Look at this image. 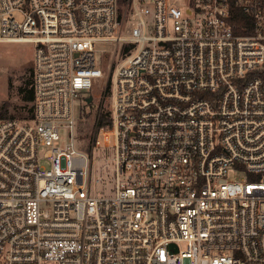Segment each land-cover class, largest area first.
<instances>
[{
  "label": "built area",
  "instance_id": "2783aa9c",
  "mask_svg": "<svg viewBox=\"0 0 264 264\" xmlns=\"http://www.w3.org/2000/svg\"><path fill=\"white\" fill-rule=\"evenodd\" d=\"M0 41L34 45L0 264H264V0H0Z\"/></svg>",
  "mask_w": 264,
  "mask_h": 264
},
{
  "label": "rangeland",
  "instance_id": "374dc122",
  "mask_svg": "<svg viewBox=\"0 0 264 264\" xmlns=\"http://www.w3.org/2000/svg\"><path fill=\"white\" fill-rule=\"evenodd\" d=\"M184 2V0H179ZM109 59V57H108ZM100 61V62H99ZM98 65L103 67L98 59ZM34 67V45L24 41H0V106L3 102L10 101L14 104H22L18 94V87L24 84L25 80L31 79V70ZM110 67L107 69L109 70ZM100 80H96L97 85ZM9 83L12 87L9 89ZM94 100L89 102V107L82 106L83 101L78 102V143L80 147L91 151V143L94 139L97 125V113L104 110L108 104V97L103 103L104 91L94 89ZM89 93H85L88 95ZM103 103V104H102ZM13 107V105H11ZM11 110V107H10ZM104 115V114H102ZM101 115V118H102ZM63 140L67 138V131L62 130Z\"/></svg>",
  "mask_w": 264,
  "mask_h": 264
},
{
  "label": "trees",
  "instance_id": "16d2710c",
  "mask_svg": "<svg viewBox=\"0 0 264 264\" xmlns=\"http://www.w3.org/2000/svg\"><path fill=\"white\" fill-rule=\"evenodd\" d=\"M121 2L124 0H120ZM32 72V70H31ZM12 84L9 83V89ZM18 94L21 97L22 104H14L10 101H5L0 106V116L3 117H31L33 114L34 91H33V73L31 79L25 80L24 84L18 87ZM13 105V107L11 106ZM11 107V110H10ZM102 122L105 116L102 115Z\"/></svg>",
  "mask_w": 264,
  "mask_h": 264
},
{
  "label": "water",
  "instance_id": "95a60500",
  "mask_svg": "<svg viewBox=\"0 0 264 264\" xmlns=\"http://www.w3.org/2000/svg\"><path fill=\"white\" fill-rule=\"evenodd\" d=\"M92 99H93L92 96H88V97H87V102H91Z\"/></svg>",
  "mask_w": 264,
  "mask_h": 264
}]
</instances>
